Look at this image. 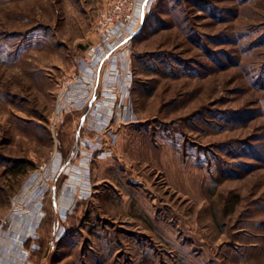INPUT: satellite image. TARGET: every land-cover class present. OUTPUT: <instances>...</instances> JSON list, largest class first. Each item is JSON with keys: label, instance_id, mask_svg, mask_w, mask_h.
<instances>
[{"label": "rangeland", "instance_id": "1", "mask_svg": "<svg viewBox=\"0 0 264 264\" xmlns=\"http://www.w3.org/2000/svg\"><path fill=\"white\" fill-rule=\"evenodd\" d=\"M111 1L0 0V264H264V0H159L131 119L108 62L64 111Z\"/></svg>", "mask_w": 264, "mask_h": 264}, {"label": "built area", "instance_id": "2", "mask_svg": "<svg viewBox=\"0 0 264 264\" xmlns=\"http://www.w3.org/2000/svg\"><path fill=\"white\" fill-rule=\"evenodd\" d=\"M158 1L112 0L100 11L95 26L97 40L86 47L78 59L77 73L74 74L77 86L63 102L64 111L84 108L90 104L96 84L101 80L103 68L108 62L109 66L103 72L104 80H108V94L102 98H105L112 116L118 110L121 111V114H117L119 119H131L132 108L124 103L123 106L120 104L121 93H116L117 85L124 76L129 79L132 77L129 47L144 21L153 13ZM73 82L68 81V85L71 86ZM129 88H124V92H128ZM102 150L100 145L94 147L93 155L95 152L96 155L104 153Z\"/></svg>", "mask_w": 264, "mask_h": 264}, {"label": "crops", "instance_id": "3", "mask_svg": "<svg viewBox=\"0 0 264 264\" xmlns=\"http://www.w3.org/2000/svg\"><path fill=\"white\" fill-rule=\"evenodd\" d=\"M86 201V200H85Z\"/></svg>", "mask_w": 264, "mask_h": 264}, {"label": "trees", "instance_id": "4", "mask_svg": "<svg viewBox=\"0 0 264 264\" xmlns=\"http://www.w3.org/2000/svg\"><path fill=\"white\" fill-rule=\"evenodd\" d=\"M85 50V49H84Z\"/></svg>", "mask_w": 264, "mask_h": 264}]
</instances>
